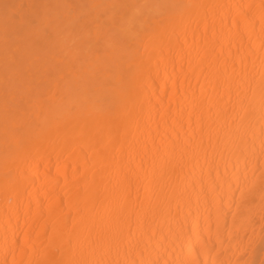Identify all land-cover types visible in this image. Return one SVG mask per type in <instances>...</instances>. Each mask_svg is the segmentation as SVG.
<instances>
[{"label":"bare ground","instance_id":"obj_1","mask_svg":"<svg viewBox=\"0 0 264 264\" xmlns=\"http://www.w3.org/2000/svg\"><path fill=\"white\" fill-rule=\"evenodd\" d=\"M0 264H264V0H0Z\"/></svg>","mask_w":264,"mask_h":264}]
</instances>
